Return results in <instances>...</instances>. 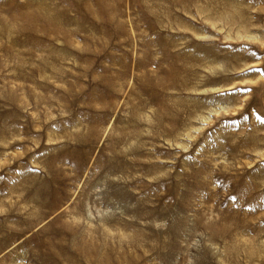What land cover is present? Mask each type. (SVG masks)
I'll list each match as a JSON object with an SVG mask.
<instances>
[{
    "label": "rangeland",
    "instance_id": "rangeland-1",
    "mask_svg": "<svg viewBox=\"0 0 264 264\" xmlns=\"http://www.w3.org/2000/svg\"><path fill=\"white\" fill-rule=\"evenodd\" d=\"M21 1L9 13L0 0V27ZM46 2L65 31L29 38L44 37L42 72L60 89L39 93H79L39 106L22 96L23 125L2 122L10 133L0 143V264L55 262L47 242L66 264H95L76 250L82 233L122 245L125 264H264V0H170L171 13L155 21L125 6V31L113 23L104 40L71 0ZM16 38L14 49L24 48L28 35L0 44ZM88 44L99 60L89 71ZM13 64L1 48L0 84L30 82L20 77L30 67ZM105 69L120 92L98 136L79 144L69 130L91 120V101L101 107L90 91L104 88L92 75ZM35 119L45 127H24Z\"/></svg>",
    "mask_w": 264,
    "mask_h": 264
},
{
    "label": "bare ground",
    "instance_id": "bare-ground-1",
    "mask_svg": "<svg viewBox=\"0 0 264 264\" xmlns=\"http://www.w3.org/2000/svg\"><path fill=\"white\" fill-rule=\"evenodd\" d=\"M10 1L14 2L15 0H8L9 10L7 11L9 13ZM71 1L72 8L77 11L75 12V14H81L82 16V18L79 19L81 23L86 21L96 23L98 29L96 33L94 32V34L96 35L95 38L101 40H104L105 37L108 36L107 28L111 27L110 25L113 23L116 24L117 30L125 31L126 23L124 22V20H122V17L124 15V11L122 10V8L125 6H139L143 10L145 15L153 19L154 21L157 18L168 16L172 11V6L169 4L170 0ZM51 5L52 4L46 2V0H23L21 1V3H14V6H16L17 8L14 9L15 12L13 13V15H9V18H12L13 21L3 23V25H1L2 27H0V37L6 34L28 35L27 40L21 43L22 47L24 48L20 50L14 49V47L19 44L16 38V40L13 39L11 42L9 39L7 43L0 44V49L4 48L10 53V61L14 62L13 67L16 69L14 70V72H21L26 67H30L31 69V71L27 75L21 74L20 76L24 79L23 81L29 80L30 82L28 83H20L15 87H10L6 84H0V93L2 95V99H5L6 102L12 104V107L0 106V143L4 142L5 138L2 137L10 133L9 128H4L2 126V122L10 124V120H12L23 125L22 121H17L16 116V113H25L24 107L22 105L24 103L22 96L33 99L34 104L36 106H39L42 103L46 102V99H48L50 102L61 103L62 99L69 96L70 94H73L74 92L79 93V91L76 90V88L74 89L72 86L67 87L65 90H63L62 95L53 94L44 96L39 93L40 88L44 89L47 92H49L50 89H52V91L56 89V93H58V91L60 90L57 86L53 85L48 79L44 78L45 75L42 72V67L49 69L48 57L50 55V52L47 49L45 50L46 42L43 38L46 37L47 34L51 35L54 32L63 33L65 31L63 26H57L58 24H61V21L58 17H56V14L58 13L55 9L57 7ZM49 11H52L54 15H52ZM54 11H56V13ZM1 20H3V16H1L0 14V21ZM76 20L77 18H72V21H70L68 24L73 25L74 23H76ZM10 22L19 23V27H13ZM91 30L92 29H90V31ZM41 34H45V36L43 38H39L36 42H32V40H29V38H35L40 36ZM69 43L73 44L72 41H69ZM106 47L107 46L104 43H100L97 47V52L103 54ZM76 50L78 52L81 51V49ZM85 53L88 56L85 69L89 71V69H92L93 66L97 65L99 60L95 61V57L93 58L95 51L92 50L90 44L87 45ZM22 54H25L26 57L23 58L21 56ZM166 57L168 60H172V53L170 49L167 50ZM100 66H102V63H100ZM139 66H141V63L139 64ZM169 70H171L172 72V68ZM62 73L63 72L61 71L58 73L59 77L62 76ZM108 75L111 76L109 69H105V73L102 74L93 72V80L98 81L99 84L104 88L100 91L95 88L90 91L91 95L97 94L101 98L99 102L101 107H98V102L93 103V101H91L89 103L88 107L91 109L92 112L91 120L85 124H82V122H80L74 128L75 130L64 129L69 130V134L77 133L78 136L76 140L79 144H84L88 140L95 139V137L98 136V126L103 121V117L106 115L105 109L107 108V105L109 103L107 100L112 99L111 94L115 91L117 93L120 92V86H118L116 83L111 82ZM64 76L65 75H63L62 78ZM163 114L166 116L168 115V112L163 110ZM48 116L49 114H46V117ZM35 120L36 121L33 122L30 126L24 125V127L33 129L34 131L35 128L41 127L42 125L43 128L45 127L46 122L42 124L37 119ZM52 126H57V124H53ZM52 134L53 133H51V135ZM78 152H80V150L78 147H76L75 157L77 156L76 153ZM69 154H73V152L70 151ZM69 231V234H67L65 237L71 235V228L69 229ZM74 235L75 234H73V236ZM97 238V235H89L86 233H82L79 238L75 236L76 250H80V253L82 255H84L87 259L93 260L95 264H105L106 262H109L111 264H125L124 256H121V254L125 251L122 245L110 246L109 243L100 242ZM70 239H72V237H70ZM58 246L59 244L53 242H47L45 245V256L47 255L49 248H51L55 254L56 261L54 262L53 260H50V264H66L64 258L60 255L58 256L54 250ZM164 259L165 257L162 258V260Z\"/></svg>",
    "mask_w": 264,
    "mask_h": 264
}]
</instances>
